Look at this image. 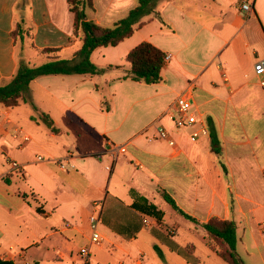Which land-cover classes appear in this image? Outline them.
Returning <instances> with one entry per match:
<instances>
[{"label":"crops","instance_id":"1","mask_svg":"<svg viewBox=\"0 0 264 264\" xmlns=\"http://www.w3.org/2000/svg\"><path fill=\"white\" fill-rule=\"evenodd\" d=\"M241 2L163 0L129 38L93 52L98 67L112 66L103 75L33 80L31 100L56 132L29 103H0V260L193 264L175 245L190 248L197 264H227L202 226L218 218L235 223L242 263L264 264V74L254 73L264 60V0H250L251 12ZM136 4L95 0L87 14L97 24H113ZM20 19L33 29L22 55L30 65L46 61L41 49H59L50 56L67 59L80 45L67 0H0V86L17 69L11 31ZM143 41L169 56L159 83L124 79V58ZM182 94L192 99L199 120L189 128H176L170 118ZM202 127L206 133L192 141ZM160 128L173 145L156 136ZM211 132L220 155L211 149ZM120 144L126 152L113 158L108 148ZM95 202L102 203L100 246L90 244ZM84 246L86 261L79 254Z\"/></svg>","mask_w":264,"mask_h":264},{"label":"trees","instance_id":"2","mask_svg":"<svg viewBox=\"0 0 264 264\" xmlns=\"http://www.w3.org/2000/svg\"><path fill=\"white\" fill-rule=\"evenodd\" d=\"M95 0H67L70 13L73 15V35L79 39V48L73 52L70 58L62 59L59 56L51 57V53H57L59 49H41V55L46 61L40 65H30L23 55V45L26 38H29L31 27H25L23 19L15 23L11 31L14 45L18 50V65L15 74L10 81L0 86V103L4 106L15 107L20 101L29 103L37 112L38 118L52 132L57 129L48 114L37 110L34 106L29 86L33 80L45 75H103L112 66L105 68L98 67L91 59L94 51L115 47L125 39L129 38L135 29L141 24L144 17L149 16L159 0H137L135 7L127 14L113 23L112 27H103L89 19L87 12L94 11ZM128 68L125 70L124 79H130L145 84H156L162 81L161 70L165 63V54L149 42L143 41L131 49L124 58ZM115 68H120L116 66ZM211 149L220 155V144L216 135L211 132ZM164 200L177 210L184 217L193 220L192 217L180 210L175 202L163 193ZM209 239L219 247L218 255L227 264H243L236 252L237 236L236 226L233 221L211 218L202 224ZM173 248L188 262L197 264L190 248ZM160 259L161 251L155 247ZM0 264H12L0 260Z\"/></svg>","mask_w":264,"mask_h":264},{"label":"built area","instance_id":"3","mask_svg":"<svg viewBox=\"0 0 264 264\" xmlns=\"http://www.w3.org/2000/svg\"><path fill=\"white\" fill-rule=\"evenodd\" d=\"M241 9L246 12H251L252 11V5L250 0H242L241 2ZM169 59V56H165V60ZM254 73L256 76H261L264 74V60L258 61L254 65ZM261 86H264V81L260 82ZM193 101L190 97L182 94L178 96L175 100V111L170 115L171 121L174 124L176 128H189L194 125H196L199 120L197 119L196 113L193 111ZM206 129L204 127L194 130L191 133L190 139L192 141H195L196 139L199 138L201 134H205ZM158 138L163 139V140H168L170 145H173V141L169 138L168 133L163 129L160 128L157 131ZM24 142L28 141L29 138L28 136L24 135L23 136ZM109 153L113 158H115L118 154H124L126 152V144H120V145H110L109 148ZM37 160L43 161L45 160L42 156H38ZM12 169L20 171L21 166L15 161H8ZM58 164L61 168H63V165L61 161H58ZM107 170H111V166L106 167ZM96 213H93L89 216V227H90V244L95 245V246H100L103 242V238L99 232L98 229V212H100L102 208V203L101 202H95L93 204ZM261 232L264 235V221L261 226ZM79 254L81 257L86 261L89 256V247L84 246L79 250Z\"/></svg>","mask_w":264,"mask_h":264},{"label":"rangeland","instance_id":"4","mask_svg":"<svg viewBox=\"0 0 264 264\" xmlns=\"http://www.w3.org/2000/svg\"><path fill=\"white\" fill-rule=\"evenodd\" d=\"M163 0H159L158 1V3H157V5L155 6V8H154V10H153V12L149 15V16H147V17H154L155 16V14H156V12H158L159 11V5H160V3L162 2ZM228 1H232V0H228ZM97 5H98V3H97ZM101 5V4H100ZM101 7H102V5H101ZM103 8V7H102ZM102 12L104 11V9H102L101 10ZM123 11V10H122ZM125 11V10H124ZM89 12V11H88ZM120 13H123V12H120V11H118V12H115V15H121ZM121 17H124V16H121ZM99 25H101V26H103V27H112V25L113 24H105V23H103V24H99Z\"/></svg>","mask_w":264,"mask_h":264}]
</instances>
